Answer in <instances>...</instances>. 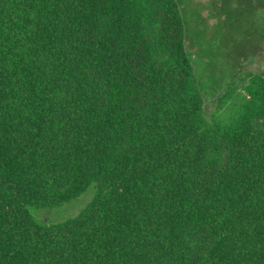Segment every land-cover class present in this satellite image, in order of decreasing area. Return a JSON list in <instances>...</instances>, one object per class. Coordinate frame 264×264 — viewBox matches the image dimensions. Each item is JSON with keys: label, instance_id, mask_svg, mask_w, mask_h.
Returning a JSON list of instances; mask_svg holds the SVG:
<instances>
[{"label": "trees", "instance_id": "trees-1", "mask_svg": "<svg viewBox=\"0 0 264 264\" xmlns=\"http://www.w3.org/2000/svg\"><path fill=\"white\" fill-rule=\"evenodd\" d=\"M187 27L181 0H0V264H264V72L207 115Z\"/></svg>", "mask_w": 264, "mask_h": 264}, {"label": "rangeland", "instance_id": "rangeland-1", "mask_svg": "<svg viewBox=\"0 0 264 264\" xmlns=\"http://www.w3.org/2000/svg\"><path fill=\"white\" fill-rule=\"evenodd\" d=\"M181 2L188 26L187 42L188 45L192 42L190 47H194L198 56L196 66L202 75L205 111L207 115L217 113L225 117L235 99L247 95L245 87L253 75L264 72V0ZM234 77H237L236 89L217 109V97ZM92 193L90 187L71 202L47 209L49 213L42 214L53 222L73 216Z\"/></svg>", "mask_w": 264, "mask_h": 264}]
</instances>
